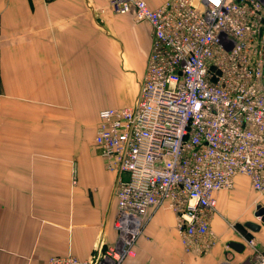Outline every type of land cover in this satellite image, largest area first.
Instances as JSON below:
<instances>
[{
    "label": "crops",
    "instance_id": "crops-1",
    "mask_svg": "<svg viewBox=\"0 0 264 264\" xmlns=\"http://www.w3.org/2000/svg\"><path fill=\"white\" fill-rule=\"evenodd\" d=\"M109 2L0 0V264L90 260L117 240L116 174L95 136L101 110L136 104L152 28L115 15ZM253 194L245 176L216 193V242L203 254L187 252L174 213L157 209L127 264H250L248 239L264 254Z\"/></svg>",
    "mask_w": 264,
    "mask_h": 264
},
{
    "label": "built area",
    "instance_id": "built-area-1",
    "mask_svg": "<svg viewBox=\"0 0 264 264\" xmlns=\"http://www.w3.org/2000/svg\"><path fill=\"white\" fill-rule=\"evenodd\" d=\"M118 16L152 28L136 104L99 113L95 145L116 174L117 240L90 260L126 264L152 213L168 207L187 252L215 245L216 193L239 176L264 193V0H110ZM76 181V178L75 180ZM250 264H264L255 240Z\"/></svg>",
    "mask_w": 264,
    "mask_h": 264
},
{
    "label": "water",
    "instance_id": "water-1",
    "mask_svg": "<svg viewBox=\"0 0 264 264\" xmlns=\"http://www.w3.org/2000/svg\"><path fill=\"white\" fill-rule=\"evenodd\" d=\"M255 216L261 220L262 224H264V207L263 206L261 205L258 206ZM248 226L253 230H258L260 228V226L256 224H252V223L248 224ZM230 246L236 250L240 249L242 251L244 249V245L236 243V242H232Z\"/></svg>",
    "mask_w": 264,
    "mask_h": 264
},
{
    "label": "rangeland",
    "instance_id": "rangeland-1",
    "mask_svg": "<svg viewBox=\"0 0 264 264\" xmlns=\"http://www.w3.org/2000/svg\"><path fill=\"white\" fill-rule=\"evenodd\" d=\"M86 135V134H85ZM82 158V157H81ZM223 192V191H222ZM227 192V191H226ZM228 192H230V191H228ZM246 196H247V194H245ZM252 196V199H256V202H254L253 204H251V206H250V209H251V214H253V212H255V210H257V207L259 206V205H261V206H263L264 207V196H262V193H259V192H256L255 190H254V194L253 195H251ZM251 198V197H250ZM258 200V201H257ZM251 202H253V201H251ZM252 219H256L253 215H252ZM231 225H233V227L235 228V227H238V225L236 226V224H231ZM240 227V229H243V228H241V226H239ZM235 229H237V228H235ZM137 242V241H136ZM135 256V255H134ZM133 256V257H134ZM130 259V258H129ZM128 259V260H129ZM127 260V261H128ZM127 261H126V264H127Z\"/></svg>",
    "mask_w": 264,
    "mask_h": 264
}]
</instances>
